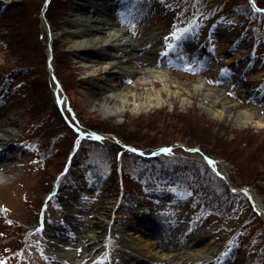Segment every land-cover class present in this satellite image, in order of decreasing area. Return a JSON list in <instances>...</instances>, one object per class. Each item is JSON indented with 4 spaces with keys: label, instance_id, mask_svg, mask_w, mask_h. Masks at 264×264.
I'll return each instance as SVG.
<instances>
[{
    "label": "rangeland",
    "instance_id": "374dc122",
    "mask_svg": "<svg viewBox=\"0 0 264 264\" xmlns=\"http://www.w3.org/2000/svg\"><path fill=\"white\" fill-rule=\"evenodd\" d=\"M244 3L0 0V130L8 128L9 135L0 145V171L7 175L0 182L2 264H264L263 211L256 213L242 190L250 185L264 208V28L245 35L243 25L232 23ZM221 5L230 9L221 11ZM94 9L143 47L142 63L187 74L178 77L185 86L172 87L181 94L139 113L103 111L104 101L119 104L108 100L110 94L161 85L142 84L120 67L109 68L106 55L114 51L72 47L82 37L69 15L76 10L87 16ZM173 33L182 37V51L160 62L176 40ZM171 62L175 66L167 65ZM201 83L259 122L241 125L215 117L188 91ZM57 104L72 123L90 130V139L76 140ZM94 131L106 139L93 140ZM163 145L172 146L175 155L152 161L133 151ZM201 154L228 171L231 183L224 194L222 182L212 185L215 173ZM51 190L50 200L43 201ZM112 204L106 238L86 262L84 234ZM41 210L47 227L59 230L58 239L70 246L49 237L44 227L37 230ZM142 214L159 223L166 248L156 251L161 245H154V232L146 234L133 222ZM198 248L207 255L195 259Z\"/></svg>",
    "mask_w": 264,
    "mask_h": 264
},
{
    "label": "bare ground",
    "instance_id": "6f19581e",
    "mask_svg": "<svg viewBox=\"0 0 264 264\" xmlns=\"http://www.w3.org/2000/svg\"><path fill=\"white\" fill-rule=\"evenodd\" d=\"M199 2V0H191V2ZM213 4L219 3L222 0L215 1L211 0ZM246 3L249 4V7L253 10H251L248 6L245 9H236L232 15L231 21L232 23H237L241 27L243 25V28L245 27V35H254L256 31L262 30L264 28V13L262 11H256L255 2L253 0H247ZM218 8V7H217ZM219 10H223L224 6L221 5ZM78 10V9H76ZM74 10L69 15L68 19L70 22L77 24L78 27H81L78 31V34L82 37V40L78 43H75L72 45V47H75V50H88L87 48H90L91 50L98 51V52H104L111 50L114 51L113 53H109L106 55L110 56L109 59H107L105 62L107 63L108 67H120L124 71H127L130 73L133 78L137 79L138 82L142 84L151 83L155 84L156 82L159 83L161 86L157 90H151L150 89H137L130 93H117V94H110L108 96V100H118L119 104L116 105L114 101L110 104V101H104L102 104V110L103 111H119L124 112L126 109H131L133 112L139 113L140 111L149 110L151 107L163 105L167 100H170L174 96H178L181 94L180 91L172 90V87H183L187 83L184 80L178 79V77L187 76V74L181 73V72H174L168 68H158L152 64L142 63L143 58H140L138 55L139 50L142 51L143 47H140V49L137 46V42L134 39V37L127 33L126 29L124 27H117L115 26V23L113 20L109 18V16L106 15V13H101L98 10H90L92 13L87 14V16H83L80 12ZM216 11H218L216 9ZM263 21V22H262ZM258 35H256L257 37ZM255 39V37H252L251 40ZM172 45V44H170ZM177 45H172L170 49L166 48L164 53L162 54V57L160 58V62L163 61L162 59L166 60L165 58L169 59V56H172V54H175L174 51L178 50ZM101 50V51H100ZM182 51V47H180V50ZM120 53L121 55H118ZM84 58V57H83ZM172 59V58H171ZM173 61V59H172ZM159 63V62H157ZM181 63V62H179ZM171 63H167V65H171ZM181 64H187V63H181ZM171 66H175L174 64ZM189 92H194L199 97V104L204 106L206 110H208L211 114H213L215 117H219L223 119L224 121H230L234 122L236 121L237 124L245 125L249 122H255L258 123L259 120H255L254 115L251 113H248L246 110H244L241 105L232 99L216 96L213 92L207 90L206 86L201 83L196 87H189ZM216 91V90H214ZM180 92V93H179ZM253 97H258L260 95H257L253 93ZM206 100V103L203 102ZM8 129V128H7ZM6 128H3L0 130V145L4 144L6 141H8V132ZM191 150V149H189ZM172 155H175V149L172 148ZM191 152V151H190ZM188 153V151H187ZM180 154L179 156H181ZM165 156V155H161ZM213 162L216 160L208 156ZM214 166H216V162L214 163ZM217 168V166H216ZM64 178H66V173L62 174ZM7 175L4 171H0V182L4 181V178ZM222 182V186L230 185L231 179L228 175V171L225 169H217L214 180L212 182V185L216 186L217 183ZM56 184H54L55 186ZM248 185L247 187H244L243 191L248 195L250 201L256 206L257 212L263 211L264 216V208L260 204V199L258 198L257 193L253 191L252 187ZM48 191L47 194L44 197L43 201L50 200L51 197L48 198V193L52 192ZM258 206V207H257ZM116 207L112 204L109 208L108 212L106 214H102L97 218L96 220V226L92 228V230L89 233L84 234L85 242L88 244V250L85 251L84 255L82 254V259L86 262H89V255L93 248L98 244V241L102 240L103 238H106V234L109 231L110 227V213L113 212V210ZM47 210V209H46ZM41 217H45V211L41 210ZM134 218V216H132ZM139 224L144 227L143 231L147 234V232H154V238L155 240L154 245L156 242H158L160 247H158V250H162L166 248L164 240L162 241L163 235L158 234L161 231V227L159 226V223L156 220H152L151 217L145 216V214L138 215L135 217L133 222H138ZM43 227L46 228V231H44L49 237L53 236L58 239L57 237V230L56 228L47 227V222L44 220L42 221ZM61 228L60 226H58ZM40 231H42V228H38ZM74 230V229H73ZM60 238L58 241L60 242ZM134 244V239L131 240ZM63 244L66 246H70L67 241L61 240ZM106 244L105 242H103ZM140 243V242H139ZM133 247L132 244L128 245V248ZM140 248L147 247L146 243H140ZM150 248V247H149ZM152 250V249H151ZM66 250L62 251L61 255L66 254ZM151 252V251H150ZM207 252L203 250H197L195 259H199L203 256H206ZM96 258L93 256L91 258L92 261H94ZM97 260V259H96ZM95 260V261H96Z\"/></svg>",
    "mask_w": 264,
    "mask_h": 264
},
{
    "label": "trees",
    "instance_id": "16d2710c",
    "mask_svg": "<svg viewBox=\"0 0 264 264\" xmlns=\"http://www.w3.org/2000/svg\"><path fill=\"white\" fill-rule=\"evenodd\" d=\"M232 1H236V0H232ZM246 1L247 0H244V6L245 7H249V4L248 3H246ZM254 2L256 3V5L257 6H260V7H264V0H254ZM239 5V4H238ZM232 7V6H231ZM250 8V7H249ZM230 9V5H228L227 7H225V10L224 11H227V10H229ZM251 9V8H250ZM236 10V9H235ZM76 117H77V115H76ZM78 118V117H77ZM78 120H79V118H78ZM64 121V120H63ZM66 124V123H65ZM90 126H92V125H90ZM86 142H94L93 140H85L83 143H86ZM95 143V142H94ZM163 146H170V145H163ZM163 146H160V147H163ZM78 147H80V143H79V146ZM159 147H157L156 149H158ZM145 152H149V151H145ZM134 154V153H133ZM220 156H221V154H220ZM222 157V156H221ZM228 160V159H227ZM66 175H67V172H66ZM190 183H191V181H190ZM219 191H221V193L222 194H224L225 192H226V187L225 186H222L220 189H219Z\"/></svg>",
    "mask_w": 264,
    "mask_h": 264
},
{
    "label": "snow or ice",
    "instance_id": "6c2138e0",
    "mask_svg": "<svg viewBox=\"0 0 264 264\" xmlns=\"http://www.w3.org/2000/svg\"><path fill=\"white\" fill-rule=\"evenodd\" d=\"M185 31H186V30H185ZM173 36H174L176 39H179V36H177L175 33H173ZM168 47L171 48L172 45H169ZM94 138H95V139H101V137H94ZM133 151H135V150L133 149ZM162 151L169 152V151H171V150H170V149H162ZM205 159H207V158H205ZM208 163L214 165L215 162H213V161H211V160H208ZM0 264H2V262H0Z\"/></svg>",
    "mask_w": 264,
    "mask_h": 264
}]
</instances>
